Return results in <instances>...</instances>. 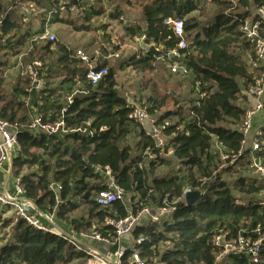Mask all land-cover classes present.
Instances as JSON below:
<instances>
[{
    "label": "trees",
    "instance_id": "1",
    "mask_svg": "<svg viewBox=\"0 0 264 264\" xmlns=\"http://www.w3.org/2000/svg\"><path fill=\"white\" fill-rule=\"evenodd\" d=\"M92 1L91 5H86L79 0H28L42 11L40 25L35 30L25 23L26 15L19 10H8L14 6V0H0V15H5L0 36V119L19 127V151L11 161L10 174L20 179L24 198L41 213L56 208V221L66 224V228L59 227L61 231L78 233L94 227L96 233L112 239L114 231L105 225V219L119 220L127 212L119 202L107 209L96 205L94 197L103 189L97 168L111 170L124 194L129 196L133 213L144 206L170 205L181 198L185 188L194 191L199 181L205 179L206 183L199 190L202 199L191 206L182 201L176 203L170 224L135 229L134 238L139 235L146 238L140 246L141 257L150 264L154 259L158 264H215V250L211 245L214 234L233 237L241 232L257 240L264 233V205L259 204L264 182L245 176L249 171L248 151L241 152V158L234 164L239 163V169L234 171L236 176L231 183L221 180L220 173L213 175V172L218 169L220 153L240 152L239 130L246 111L243 93L254 75L245 59L246 55L253 56V46L243 38L240 26L248 19L258 22L264 38V21L258 14L260 10L264 12V0H237L235 5L228 0H209L214 8L211 21L194 34L191 32L199 27L200 16L194 14L202 10V0H127L128 6L135 4L140 10L142 22L124 27L125 34L141 40L144 45H153L156 50L159 48L161 57L177 51L179 58H171L169 62L186 68L191 75L193 93L195 83H199L193 105L187 109L178 107L174 113L164 116H174L177 122L163 127L162 134L168 140L163 150L154 149L146 131L132 119L134 108L119 96L112 72L103 65L97 67L106 68L107 74L92 86L84 68L76 66L80 61L70 59V52L63 47L58 49V63L65 66L66 76L56 88L44 86L40 94H30L26 78L23 86L15 87L4 96L8 58L19 52L17 48L25 46L28 40L43 35L47 13H52L47 25H72L60 19L59 13L61 9L69 11L77 6L82 9L83 20L77 30L89 31V20L103 13L101 7H97L101 0ZM122 14L116 8L108 18L118 21ZM167 19L183 21L185 50L177 49L178 40L171 27L164 23ZM51 46L52 43L45 42L42 50L48 52ZM39 51L31 50L29 54ZM161 57L146 52L129 58L123 67L137 72L153 71ZM45 73L39 70L41 79L49 77ZM74 92L71 104H67L65 98ZM200 95L203 97L199 98ZM155 110L152 106L146 112L154 114ZM62 111L67 128H81L86 133L53 136L34 134L26 128L34 115L42 122L51 123L58 120ZM129 136L137 138V149L141 151L151 148L158 154L171 149L183 171L166 178H154L148 184L145 169L138 168V159L131 157L132 148L126 144ZM216 146L219 150L214 153ZM259 156L264 157V142ZM157 160L149 162L150 173L158 162L164 163L161 158ZM229 169L231 167L223 169L222 173ZM51 183L60 185L61 190L50 191ZM236 194L250 199L241 203ZM254 196L259 199H252ZM73 199L85 206L86 220H70V213L77 209ZM0 230H8L0 239V264H86L85 256L72 245L55 235L36 231L22 220L0 219ZM256 230L261 235L256 234ZM114 250L115 247L111 249ZM226 259L229 264H248L241 256L230 255ZM259 264H264V241Z\"/></svg>",
    "mask_w": 264,
    "mask_h": 264
},
{
    "label": "built area",
    "instance_id": "2",
    "mask_svg": "<svg viewBox=\"0 0 264 264\" xmlns=\"http://www.w3.org/2000/svg\"><path fill=\"white\" fill-rule=\"evenodd\" d=\"M232 5L236 4L237 0H228ZM17 6L25 9L29 4L28 0H15ZM264 21V12H258ZM5 15H0V36L4 26ZM169 25L173 31L174 37L178 40L177 49L185 50L187 47L186 35L184 33L183 21L180 19H167L164 22ZM240 32L243 38L252 44L253 56L249 59L251 69L254 72L252 83L244 90L243 96L250 101V106L246 108L245 115L240 126L242 135L240 152L237 154H219L221 166H232L240 158L248 145L250 150L249 166L258 179L264 182V164L259 153L261 152V143L264 137V38L260 35V26L258 22L245 21L240 26ZM39 42L52 43L53 35L47 32V22L45 23V31L43 35L37 37ZM148 50L153 45H144ZM75 58L80 61L86 68V79L92 86L98 84L107 74L106 68L96 69L90 65V59L81 51L75 53ZM168 60L171 58H179L178 52L173 51L168 53ZM39 70H43V74L47 69H44L40 61L34 60L26 65L22 70V76L28 80V93L38 95L43 89L42 79L39 76ZM257 71V72H256ZM170 72L185 78L189 76V72L179 63H172ZM199 83H195L194 93H198ZM76 93H72L65 98L67 104L71 101ZM197 96V95H196ZM203 97L200 95L199 98ZM132 119L146 131V134L153 141V147L157 150H163L166 146V138L162 134V129L149 117L146 110L134 108L131 115ZM259 123V124H258ZM34 134L45 135H65L69 133L85 134L86 130L81 128L69 129L63 117V111L55 122H42L40 118L34 115L26 127ZM19 127L17 124H10L0 119V210L8 211L13 214L16 220L24 221L32 229L45 233L52 234L63 241H66L75 248V251L81 253L86 258V264H150L140 255V246L145 242V237L139 235L133 237V232L137 228L149 226H162L172 222V215L175 211L176 203L184 202V197L189 192H199L206 180H200V185L192 191L190 188H185L180 199L172 202L170 205L164 204L161 207L144 206L137 212L133 213L126 206V195L117 183L111 170L108 167L102 169L97 168L95 171L102 176L103 189L100 190L94 198L96 205L100 209L110 208L114 203H121L126 209V216L119 220L107 217L105 225L109 226L114 231L112 239L103 237L95 231L87 234L80 232L78 234H67L62 232L56 226V208L46 213H41L24 198V192L20 184L19 178H13L10 174L11 161L19 151L17 143V133ZM245 147V149H244ZM219 150V147H215ZM244 149V150H243ZM242 152V153H241ZM144 155L148 156L151 161H156L157 155L151 148L143 150ZM138 167L140 164L137 165ZM216 171L213 172L215 175ZM48 189L54 193L61 190V186L51 183ZM185 203V202H184ZM260 205H264V191L261 193ZM261 235L258 230L255 232ZM72 235V236H70ZM75 236L77 238H75ZM90 240L103 250L98 251L94 248L86 247L82 241ZM264 241V233L257 240H252L246 237L241 232L233 237H227L226 234L217 233L211 238V245L215 250V264L226 259L228 256H241L247 259L248 264H259L260 250ZM115 247L114 251L111 249ZM170 247V246H168ZM128 256L126 257V254ZM126 257V258H125ZM152 264L156 263L155 259Z\"/></svg>",
    "mask_w": 264,
    "mask_h": 264
},
{
    "label": "rangeland",
    "instance_id": "3",
    "mask_svg": "<svg viewBox=\"0 0 264 264\" xmlns=\"http://www.w3.org/2000/svg\"><path fill=\"white\" fill-rule=\"evenodd\" d=\"M66 1L68 0H63V2ZM79 1L81 3L88 4L90 2L86 0ZM200 5L202 10L194 14L195 16L200 15L197 19L199 27L194 32H191V34L199 32L202 26L211 21L214 12V8L210 6L209 0H202ZM97 7H101L103 13L101 16H98L96 19H92V21H90L89 31H77V25L80 23V10L77 8V6L70 8L69 11L64 8L61 9L59 16L70 23L72 22V25L66 23H56L50 25V27L47 28V32L54 37V41L52 42V46L48 52L42 50L43 46L41 47L38 54H36L38 48H21V51L25 53L24 60L26 63H31L34 59H38L48 70L45 71V74L48 73L49 77L42 79L43 87L56 88L65 78L66 68H64V65L58 63V57L60 55L58 49L63 47L66 51L70 52V59L77 61L75 58V53L77 51H81L88 59H90L91 66L97 68L103 65L107 68V70H110L114 75L116 89L119 96L125 99L126 102L133 108L146 110L152 106L155 107L156 110L154 114H149V117H151L156 122L168 113H174L178 107L187 109L189 106L193 105L197 97L192 92L191 75L181 78L175 74H172L170 72L172 64L165 55L155 62V69L153 71L137 72L132 70L130 67H123L129 58L133 56H141V42L136 39L129 38L123 30L124 27L133 25L132 21H127L134 19L133 15L136 16L135 22H141L139 10L137 9L136 5L134 4L133 6H128L127 0H101V3L97 4ZM115 8H118L122 11L123 20L120 19L118 21H114L107 18V14L112 13ZM18 12L26 15L27 19L25 23H29L35 30L38 29L40 25V14L34 5L32 6L29 3L25 9L19 10ZM247 21H251V19H248ZM158 49L157 51H159ZM31 50L36 53H31L30 56L29 52ZM245 59L248 68L251 69L249 64L250 56L246 55ZM14 60H16V58L12 59V61ZM76 66L78 68L85 67L82 63L77 64ZM253 72L255 71L253 70ZM14 73L15 72L13 71L10 75L6 74V92L10 90L11 86L15 85L16 80L14 77H12ZM176 122V117L167 116L164 117V119L161 121V123H158V125L161 129H163V127L173 125ZM137 142V138L133 136H129L126 139V144L132 148L131 157L133 159H138L137 163L140 164L138 168L145 169L147 173L146 178L148 184H150L151 180L154 178H166L177 174L179 170L183 171L178 161L173 158L172 150L167 149L166 151L164 150L158 154L156 153L157 158H161L164 163L158 162L154 172L150 173L149 162H151V160L148 158V156L144 155L143 151L137 149ZM245 147L247 149L248 145ZM213 152H216L215 148H213ZM218 165L220 167L222 165L221 162ZM238 166L239 163L234 166L225 165L221 169H217L216 173H220L219 177L221 180L231 183L235 179L236 175L234 174V171L239 169ZM229 167H231V169H229L228 172L222 173L224 171L223 169ZM247 168L249 171L244 173L245 176L251 179L256 178L257 176L253 173L252 168L250 166ZM198 180L199 178L197 177V181ZM236 197L241 203H245L248 201V199H250L249 197L237 194ZM252 199L258 200L259 196H254ZM125 202L126 206L129 208V196H126ZM72 203L77 206V209L70 213V220H86L85 218H87V216L85 214V206L77 199H73ZM7 218L15 219L11 212L0 210V219ZM56 226L58 229L59 227L66 228V224L62 222L56 221ZM157 227L159 228L160 226ZM65 231L66 232H62L73 234L70 233L69 230ZM93 231H95L94 227L90 231L83 232L89 234ZM6 233H8V230H0V239H2L3 235ZM75 238L77 237L75 236ZM82 244L98 251L103 250L90 240L82 241ZM1 245L2 244L0 241V246ZM165 246L166 245L161 246V250H163ZM217 264L229 263L227 259H224Z\"/></svg>",
    "mask_w": 264,
    "mask_h": 264
},
{
    "label": "crops",
    "instance_id": "4",
    "mask_svg": "<svg viewBox=\"0 0 264 264\" xmlns=\"http://www.w3.org/2000/svg\"><path fill=\"white\" fill-rule=\"evenodd\" d=\"M86 1H90L89 2V4L88 3H85L86 5H91L92 3H93V1L92 0H86ZM74 8V7H73ZM78 8V7H77ZM136 8V7H135ZM79 10H80V12H79V20H80V23H78V27L79 26H81V24H83V20H81V17H82V14H81V11H82V9L81 8H78ZM116 9V8H115ZM138 9V8H137ZM8 10H11V11H14V10H22V8L21 7H19V6H17L16 5V3H15V0H14V6L12 7V8H9ZM139 10V9H138ZM39 11V14H41V12L42 11H40V10H38ZM51 14L52 13H47V15H46V22H48V20H49V17L51 16ZM60 14V13H59ZM139 15H140V19H141V22H142V15H141V12H140V10H139ZM134 16V17H133ZM132 17L134 18V19H131V20H127V21H132L133 22V25H130V26H134V25H136V24H141V22L140 23H137V22H135V19H136V16L135 15H133ZM59 18L60 19H63L62 17H60L59 16ZM97 18V17H96ZM96 18H92L93 20L94 19H96ZM107 18H108V14H107ZM92 19H90L89 20V24H90V21H92ZM121 20H123L122 19V17L120 18ZM119 19V20H120ZM25 22H26V20H25ZM56 24V23H55ZM62 24V23H61ZM88 24V25H89ZM48 27H50V25H47V28ZM77 31H79V30H77ZM49 35H51V34H49ZM137 40V39H136ZM138 41H140L141 42V45H142V48H141V53H140V55L142 56V55H144L146 52H147V49H146V47L144 46V44H143V42L141 41V40H138ZM44 43L45 42H39V40H37V38L36 37H33L32 39H30V40H28V42H27V44L25 45V46H23V47H27L28 49H33L34 48V46L32 45V44H34L35 46H36V48H38V50H40L41 48L40 47H42L43 45H44ZM144 47V48H143ZM19 49H20V51H19ZM19 52H17L14 56H12V57H9L8 58V66L6 67V69H5V72H4V78H5V84H4V87H3V93H4V96H8L9 94H10V92L15 88V87H17V86H23L22 85V83H24V80L26 79V77H23L22 76V70H23V68L26 66V65H28V63H26L25 62V60H24V58H25V53L23 52V51H21V48H18L17 49ZM10 54H12V53H10ZM16 58V60H14V61H12V59H15ZM34 60H37V59H34ZM33 60V61H34ZM39 61V60H38ZM84 68V70H85V68L86 67H83ZM44 69H46L45 68V66H44ZM15 72L14 73V75L12 76V77H14L15 78V85H13V86H11L10 87V90L8 91V92H6V90H5V87H6V78H7V75L6 74H11L12 72ZM48 71V70H47ZM16 74V75H15ZM48 74V73H47ZM16 76V77H15ZM9 78V77H8ZM246 99V98H245ZM244 103V102H243ZM244 105H245V107L247 108L248 106H250V101L249 100H247L246 99V103H244ZM262 142H264V137H263V141ZM245 151H248V155H247V160L249 161V159H250V156H251V154H250V150H249V147L245 150ZM262 151H263V149H262ZM261 159H262V162H263V164H264V157H261ZM102 248V247H101ZM103 249V248H102Z\"/></svg>",
    "mask_w": 264,
    "mask_h": 264
},
{
    "label": "water",
    "instance_id": "5",
    "mask_svg": "<svg viewBox=\"0 0 264 264\" xmlns=\"http://www.w3.org/2000/svg\"><path fill=\"white\" fill-rule=\"evenodd\" d=\"M147 52L152 53L155 55L156 58H159L162 56L161 52L157 51L154 47H149ZM202 193L199 192H189L184 197V202L186 206H191L195 204L196 202L200 201L202 199Z\"/></svg>",
    "mask_w": 264,
    "mask_h": 264
}]
</instances>
